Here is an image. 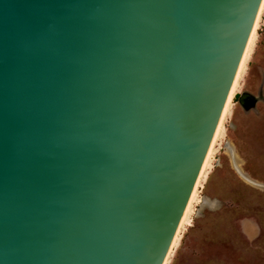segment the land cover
I'll return each instance as SVG.
<instances>
[{
    "label": "water",
    "instance_id": "water-1",
    "mask_svg": "<svg viewBox=\"0 0 264 264\" xmlns=\"http://www.w3.org/2000/svg\"><path fill=\"white\" fill-rule=\"evenodd\" d=\"M263 4L0 0V264H166Z\"/></svg>",
    "mask_w": 264,
    "mask_h": 264
},
{
    "label": "rangeland",
    "instance_id": "rangeland-1",
    "mask_svg": "<svg viewBox=\"0 0 264 264\" xmlns=\"http://www.w3.org/2000/svg\"><path fill=\"white\" fill-rule=\"evenodd\" d=\"M210 165L166 264H264V8ZM258 101L250 110L240 95ZM204 198L217 208L205 206Z\"/></svg>",
    "mask_w": 264,
    "mask_h": 264
},
{
    "label": "bare ground",
    "instance_id": "bare-ground-1",
    "mask_svg": "<svg viewBox=\"0 0 264 264\" xmlns=\"http://www.w3.org/2000/svg\"><path fill=\"white\" fill-rule=\"evenodd\" d=\"M263 8H264V4H263L262 10H261V13H262V11H263ZM261 13H260V15H261ZM259 19H260V16H259ZM259 19H258V22H259ZM258 22H257V25H256V27H255V30H254V33H253L252 39H251V41H250V44H249V47H248L247 53H246V55H245V58H244V61H243L242 67H241V69H240V72H239V75H238L237 81H236V83H235V86H234V89H233L232 95H231V97H230V100H229V103H228L227 109H226V111H225V114H224V117H223L222 123H221V125H220L219 130H218V133H217V135H216V138H215V140H214V143H213V145H212V147H211V150H210V152H209V155H208L207 160H206V162H205V165H204V167H203L202 173H201V175H200L199 181H198L197 186H196V188H195V190H194V193H193V195H192V198H191V200H190V203H189V205H188V208H187V210H186V213H185V215H184V218H183V221H182L181 227H182V226L184 225V223L187 221L188 214H189V212L191 211V207H192L193 202H194V200H195V197H196V194H197L198 187H199V185H200L201 179H202V177L204 176L205 171H206V169L208 168V165H210V159H211V156H212V151H213V148H214L215 142L217 141V139H218V137H219V135H220V132H221L222 127H223L224 119H225V117H226V115H227V113H228V111H229V109H230V105H231L232 99H233L234 94L236 93V91H237V89H238V86H239V80H240V77H241L242 72H243V70H244V68H245L246 61H247V59H248V56H249L250 53H251L250 51H251L252 45H253V43H254V38L256 37V36H255V35H256L255 33H256V31H257V28H258ZM181 227H180V228H181ZM178 234H179V233H178ZM177 239H178V235H177V237H176V240H175V242H174V245H175V243L177 242ZM170 253H171V252H170ZM168 258H169V257H168ZM167 261H168V260H167ZM167 261H166V263H167Z\"/></svg>",
    "mask_w": 264,
    "mask_h": 264
},
{
    "label": "flooded vegetation",
    "instance_id": "flooded-vegetation-1",
    "mask_svg": "<svg viewBox=\"0 0 264 264\" xmlns=\"http://www.w3.org/2000/svg\"><path fill=\"white\" fill-rule=\"evenodd\" d=\"M252 102V101H251ZM251 105H252V103H251Z\"/></svg>",
    "mask_w": 264,
    "mask_h": 264
}]
</instances>
